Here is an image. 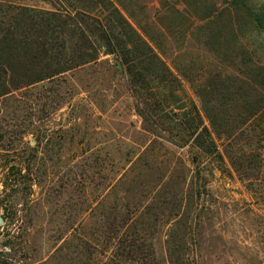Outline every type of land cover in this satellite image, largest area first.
<instances>
[{"label": "rangeland", "instance_id": "374dc122", "mask_svg": "<svg viewBox=\"0 0 264 264\" xmlns=\"http://www.w3.org/2000/svg\"><path fill=\"white\" fill-rule=\"evenodd\" d=\"M110 1L168 73L154 69L152 80L145 64L124 65L100 44L96 62L0 99V264H88V254L103 264L112 249L102 242L125 217L162 264H264V109L216 141L222 161L183 131L199 123L196 112L211 131L203 99L236 115L242 104H228L231 95L264 93L246 75L252 42L212 40L230 33L233 0ZM50 2L0 5L52 11ZM260 53L253 64L264 65ZM232 119L228 128L238 127ZM87 233L93 246L72 255L74 237Z\"/></svg>", "mask_w": 264, "mask_h": 264}, {"label": "trees", "instance_id": "16d2710c", "mask_svg": "<svg viewBox=\"0 0 264 264\" xmlns=\"http://www.w3.org/2000/svg\"><path fill=\"white\" fill-rule=\"evenodd\" d=\"M50 4L52 11L16 6L14 3L0 5V99L94 63L102 48L108 55H120L124 65L131 66L135 61L145 64L147 67L143 72L148 73L152 80L154 69L168 73L159 50H156L158 48L141 38L110 0H54ZM232 4L231 9L234 12L231 11L228 21L230 33L227 36L220 32L211 34L212 40L229 38L236 44L242 40L251 41V50L246 48V75L256 81L264 91V65L253 64L254 55H261V49L264 50L261 46L264 7L257 9L247 4L246 0H233ZM209 20L210 17H207L203 21ZM217 22H220V17L216 19ZM242 26L245 28L244 32L240 29ZM125 30L130 33L127 34ZM137 44L141 45V50L137 49ZM241 44L246 47L243 41ZM127 75L134 74L127 70ZM231 96L227 99L228 104L236 105L241 102L243 112L229 115L226 102L203 99L204 115L211 131L203 126L198 112L195 114L196 120L193 121L199 123L192 125L186 122L183 129L194 137V145L202 155L218 161H222V158L216 141L230 139L264 109V93L255 100H252L248 91L242 95ZM212 102L216 106L211 107ZM215 107H218L217 112L220 113L212 115L209 111ZM184 115L188 116V113ZM230 119L238 123V127L228 128ZM116 223L110 225L115 229L113 237L102 242L105 243L104 247L108 245L112 249L111 255L104 257L106 262L103 264H162L149 252L150 243L140 224H135L128 217L120 218ZM93 226H98V229L104 227L96 223ZM107 232L109 234L110 231ZM83 238L74 237L72 255L77 250L87 251L91 248L92 241L88 238V233ZM6 246L12 250V245L7 243ZM78 258L76 255L73 259ZM179 260L182 264H187L184 257ZM177 262L178 259H174V262L170 260V264ZM73 264L77 263L73 261ZM88 264H98V261L94 263L91 254H88Z\"/></svg>", "mask_w": 264, "mask_h": 264}, {"label": "water", "instance_id": "95a60500", "mask_svg": "<svg viewBox=\"0 0 264 264\" xmlns=\"http://www.w3.org/2000/svg\"><path fill=\"white\" fill-rule=\"evenodd\" d=\"M117 65H119V64L117 63ZM0 224H2V220H1V218H0Z\"/></svg>", "mask_w": 264, "mask_h": 264}]
</instances>
